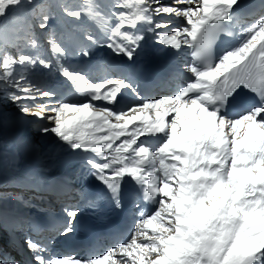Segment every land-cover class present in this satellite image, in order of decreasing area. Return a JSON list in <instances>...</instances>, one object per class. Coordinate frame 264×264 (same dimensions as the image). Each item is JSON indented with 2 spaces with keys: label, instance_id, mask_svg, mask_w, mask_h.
<instances>
[{
  "label": "snow or ice",
  "instance_id": "1",
  "mask_svg": "<svg viewBox=\"0 0 264 264\" xmlns=\"http://www.w3.org/2000/svg\"><path fill=\"white\" fill-rule=\"evenodd\" d=\"M56 15L65 24L96 21L104 46L129 61L145 33L177 54L187 46L192 60L182 70L191 77L171 95L147 99L112 69L94 79L65 62L62 41L74 38L53 30ZM165 16L182 23L158 19ZM236 28L240 43L214 56L217 38ZM38 32H47L51 58L42 54ZM82 39L99 42L88 32ZM79 53L91 55L88 47ZM37 65L55 68L87 102L53 103L56 91L25 74ZM0 90L20 112L49 121L52 126L40 131L99 158L87 160L104 189L81 193L90 207L105 196L121 207L126 177L157 206L141 213L128 241L99 256H63L26 237L32 264H264V0L251 10L242 0H0ZM125 90L140 102L119 110L93 103L120 104ZM63 212L66 220L56 231L67 236L80 209L66 205ZM8 213L0 201V220Z\"/></svg>",
  "mask_w": 264,
  "mask_h": 264
},
{
  "label": "bare ground",
  "instance_id": "2",
  "mask_svg": "<svg viewBox=\"0 0 264 264\" xmlns=\"http://www.w3.org/2000/svg\"><path fill=\"white\" fill-rule=\"evenodd\" d=\"M255 1L259 0H242V3L250 10L251 5ZM162 3L174 4V0H162ZM179 6L184 7V5ZM64 19L67 20V18ZM158 19L170 20L173 27L178 26L182 23V20L180 18H176L174 16L158 17ZM72 25H76V27H72ZM53 29L57 32H71L74 38L73 41L65 39V43H63L64 46L68 49V56L65 58V62L69 66L89 72L94 79H98L103 76L105 74V69H115V72L127 76L133 81L137 92L140 94V98L145 97H143L141 91L138 90V86L140 84V81L138 79V70L143 62L151 61L152 58L158 59L160 61V64L172 65V68L174 70L172 76H175L170 86L173 89L170 90L169 87V90L167 89V92L159 93L156 96L157 98L160 96L171 95L176 90L177 84L182 83L186 78L191 77L190 73L184 72L182 70V66L186 62L192 60V49L187 46H183L182 52L180 54H177L171 48H167L163 45L154 43L153 36L150 33H145L146 39L142 42L140 49L135 55V58L130 61V68L132 69L134 67H137V69L130 70L129 68L124 66L125 71L120 72V63H123V60L127 58L114 54L112 50L104 46L106 44L104 31L102 30V26H98L96 22H91L90 20L85 18L83 21L69 20L68 23L65 24L61 19H58L54 22ZM84 32L91 33L92 35L98 37L99 42L96 45H89V42L87 40L82 39V33ZM81 47H88L91 55L89 57L80 55L79 48ZM30 77L32 81L37 83L46 82L47 87L56 91V101L59 99H67L73 102H87L85 97L74 92L71 83L61 77L55 71V69L53 71H50L49 69L42 68V71H37ZM128 94L129 96H126L128 102L125 101V95L123 94L120 104L117 105L105 104L103 101H95L93 103L98 107L115 108L116 110H119L121 107H127L128 105L137 104L140 102V98H138L132 92ZM53 103L55 102L53 101ZM11 105L14 107V109H5L4 107L0 106V172L10 174L13 177V181L15 183L13 188H11L12 190L10 192V195H7L8 197H1L4 201H7L10 196L12 197L11 199H15L16 201H18L17 197L19 196V194H27L28 191H26V193L25 191L21 190L20 185L24 184L26 186V184L30 183L38 187L39 180L36 178V176L39 173L44 176L41 181H44L45 178H52L51 182L54 181L53 179L57 178H64L65 180L68 176L66 174L70 172H73V175H87L91 173V169L87 164V160L89 158L98 160L99 158L95 157L92 153L83 152L79 149L73 150L65 143L63 144V157L60 161H52L48 159L44 160L39 157L36 158L34 154H37L38 152L37 146L36 143L32 142L29 133V127H36V125L31 122L32 120H36V118L31 115L22 114V112L19 111L18 107L15 104ZM170 118L171 117H169V119ZM38 140V144L40 145L41 139L38 138ZM5 142L6 144L16 143L18 146L13 151L7 150L8 147ZM128 180L131 179L127 177L124 179L125 182ZM77 194L78 193L76 191H73L71 195L77 196ZM23 197L24 196H21V198ZM61 197H64V199L66 200V204L60 208V210L63 212V208L66 205L72 204L73 200L69 194H61ZM19 202L20 208L24 209L26 205H23V202L21 201ZM38 205L39 204H36V206ZM34 209V207L30 206L26 212L30 213ZM79 209L81 212L82 208ZM141 213L147 215L150 212H147L143 206H140L135 215L137 221L141 218ZM11 225L12 223H9V226ZM18 230L20 232V235L21 231H23V233H26V230H24L23 227ZM8 235L10 236L11 233H9ZM2 246L3 245L0 244V264H29L30 262H32L31 253L28 250L17 248L14 251L12 248L10 249ZM105 248L107 249V247ZM51 249H53L56 253L66 256V254L62 251L60 245H54ZM5 254L11 257L12 262L5 261ZM77 256L87 258L94 255H91L88 252H84Z\"/></svg>",
  "mask_w": 264,
  "mask_h": 264
},
{
  "label": "rangeland",
  "instance_id": "3",
  "mask_svg": "<svg viewBox=\"0 0 264 264\" xmlns=\"http://www.w3.org/2000/svg\"><path fill=\"white\" fill-rule=\"evenodd\" d=\"M67 2H72V0H67ZM97 2L108 3V0H97ZM58 19H60L59 15H56L53 17V25H54V22ZM90 21L92 22L93 20H90ZM93 22H96V21H93ZM96 24L98 26H101L97 22H96ZM38 35H39V40H40V44H41L42 54L48 58H51V53L49 51V46L47 44V35H48L47 32H38ZM65 41L63 40L62 43H65ZM54 69L55 68H53L52 71ZM37 71H42V67L37 65L35 68H32L25 73L27 75L29 81H32L30 76L34 75L35 72H37ZM8 91L10 93L12 90H8ZM54 102H56V100H54ZM27 103H30V102H27ZM11 104H13V103H11V101L6 98L4 91L0 90V106L4 107L5 109H11V108L14 109V107ZM22 114H24V113H22ZM24 115H26V114H24ZM43 122H44V124L36 125V127H31V129H30V138L32 139V142L38 144V141H39L38 138L41 139L40 145L39 144L37 145V151L38 152H37V154L35 153L34 155L36 158L39 157V158L44 159V160L48 159V160H52V161H60L63 157V144L64 143L62 141H60L54 134H51V133L45 134L42 131H40V129L43 127H51L52 126L49 123V121H47V120H43ZM47 124H50V125H47ZM36 132L38 133L37 135H36ZM5 144H6V142H5ZM6 145L8 147L7 150H11V151H13L18 146L16 143H9Z\"/></svg>",
  "mask_w": 264,
  "mask_h": 264
}]
</instances>
